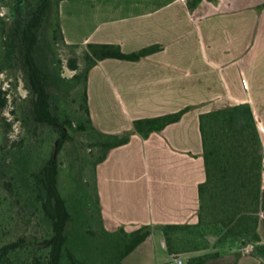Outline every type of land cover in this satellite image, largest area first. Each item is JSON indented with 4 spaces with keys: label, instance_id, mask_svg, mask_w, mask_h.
Wrapping results in <instances>:
<instances>
[{
    "label": "crops",
    "instance_id": "0c3cea01",
    "mask_svg": "<svg viewBox=\"0 0 264 264\" xmlns=\"http://www.w3.org/2000/svg\"><path fill=\"white\" fill-rule=\"evenodd\" d=\"M68 44H114L124 53L161 49L138 61L107 58L89 72L94 126L133 133L97 167L104 226L151 235L123 264L169 259L164 228L198 218L206 178L200 116L249 105L264 145V0H62ZM189 110L148 138L133 122ZM259 234L264 242V159Z\"/></svg>",
    "mask_w": 264,
    "mask_h": 264
},
{
    "label": "trees",
    "instance_id": "16d2710c",
    "mask_svg": "<svg viewBox=\"0 0 264 264\" xmlns=\"http://www.w3.org/2000/svg\"><path fill=\"white\" fill-rule=\"evenodd\" d=\"M53 1L40 0L29 17L16 20L13 35L21 39V52L27 76L26 86L32 103V118L37 123L53 126L59 132V138L52 156L31 173L28 181L29 190L14 176L5 178L3 182L5 190L15 203L21 204L26 199L36 201L39 210L50 223L51 234L50 236L21 235L13 241L0 245V264H89L92 259L97 262L101 260L104 264H123L124 259L151 235V226L146 225L133 231H128L124 227L109 231L103 223L99 199L103 226L101 243L99 245L92 243L90 247H85V241L93 239L95 232L85 231L82 235H75V215L62 193L61 168L57 154L72 138L67 127L71 125V121L68 119L62 121L54 114L51 105L50 76L39 65L35 56L40 42L39 32ZM55 1L58 14L56 36L60 35L71 48H80V45L66 42L59 15L62 0ZM160 49L161 46L154 45L128 54L114 44L86 45L87 67L83 73L74 75V78L84 80L83 99L87 123L98 134L101 139L100 145L104 149L99 164L107 158L112 149L127 144L133 133L106 134L94 126L86 89L90 70L107 58L138 61ZM1 51L0 47V53ZM71 66L74 70L78 69L77 65ZM7 96L8 92L0 86L1 109L8 105ZM241 106L248 107L250 124L239 128L235 127V116L230 110H238ZM188 110L189 108H185L174 114L137 119L133 122L134 130L148 138L152 133L160 132L169 124L179 121ZM87 123L80 124V130H87ZM200 123L206 178L199 186L200 205L196 226L221 225L231 236L242 235L241 237L244 238V235H247L251 236V239L263 242L258 228L263 190L264 146L251 107L235 105L231 108L209 111L200 116ZM248 131H252L253 135ZM252 147L257 148L256 152L251 150ZM214 216H220V219L211 221L210 218ZM184 227L187 225H166L164 228L167 249L171 254L174 248L170 234ZM260 249H264V245ZM202 262L204 260L200 259L196 264Z\"/></svg>",
    "mask_w": 264,
    "mask_h": 264
},
{
    "label": "rangeland",
    "instance_id": "374dc122",
    "mask_svg": "<svg viewBox=\"0 0 264 264\" xmlns=\"http://www.w3.org/2000/svg\"><path fill=\"white\" fill-rule=\"evenodd\" d=\"M39 2L0 0V86L8 92V105L0 108V245L21 235L51 234L50 223L36 201L26 199L21 204L15 203L3 185L5 178L14 176L29 190L31 173L52 156L59 138V132L53 126L37 123L32 118L21 39L13 35L15 21L29 17ZM57 29V3L54 0L39 32L40 42L35 56L50 76L54 114L62 121H71L67 127L72 138L57 154L61 168L60 183L62 193L75 215V235H82L85 231L95 232L93 239L85 241V247H90L92 243L99 245L103 234L97 167L104 149L98 134L87 123L84 80L74 78L87 67L86 46L71 48L60 35L56 36ZM72 64L77 65L78 69H72ZM247 111L246 106L230 110L235 116V127L250 124ZM82 123H87V130H80ZM248 132L253 135L252 131ZM260 139L262 142L261 134ZM256 149L251 148L254 152ZM219 219L220 216L210 218L211 221ZM197 223L198 218L196 222L185 224L187 227L170 234L174 248L172 254L181 257L184 264H196L200 259L204 260L202 264H264V249H260L264 242L247 235L244 238L242 235L231 236L221 225L196 226ZM89 264L104 263L92 259Z\"/></svg>",
    "mask_w": 264,
    "mask_h": 264
},
{
    "label": "built area",
    "instance_id": "2783aa9c",
    "mask_svg": "<svg viewBox=\"0 0 264 264\" xmlns=\"http://www.w3.org/2000/svg\"><path fill=\"white\" fill-rule=\"evenodd\" d=\"M161 264H184V261L181 257H178L176 255H172L169 259L164 261Z\"/></svg>",
    "mask_w": 264,
    "mask_h": 264
}]
</instances>
